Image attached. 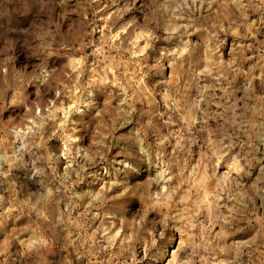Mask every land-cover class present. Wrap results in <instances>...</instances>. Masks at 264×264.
Returning <instances> with one entry per match:
<instances>
[{"label": "rangeland", "instance_id": "1", "mask_svg": "<svg viewBox=\"0 0 264 264\" xmlns=\"http://www.w3.org/2000/svg\"><path fill=\"white\" fill-rule=\"evenodd\" d=\"M0 264H264V0H0Z\"/></svg>", "mask_w": 264, "mask_h": 264}, {"label": "bare ground", "instance_id": "2", "mask_svg": "<svg viewBox=\"0 0 264 264\" xmlns=\"http://www.w3.org/2000/svg\"><path fill=\"white\" fill-rule=\"evenodd\" d=\"M234 167V166H233Z\"/></svg>", "mask_w": 264, "mask_h": 264}]
</instances>
